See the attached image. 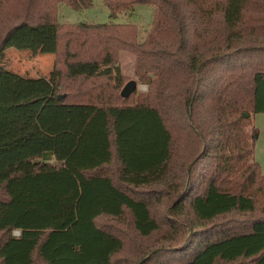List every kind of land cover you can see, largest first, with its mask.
<instances>
[{"label":"trees","instance_id":"1","mask_svg":"<svg viewBox=\"0 0 264 264\" xmlns=\"http://www.w3.org/2000/svg\"><path fill=\"white\" fill-rule=\"evenodd\" d=\"M103 3L153 6L144 40L58 22L92 0H0V58L55 53L50 79L0 63V264H264V0ZM120 50L147 85L132 103Z\"/></svg>","mask_w":264,"mask_h":264},{"label":"rangeland","instance_id":"2","mask_svg":"<svg viewBox=\"0 0 264 264\" xmlns=\"http://www.w3.org/2000/svg\"><path fill=\"white\" fill-rule=\"evenodd\" d=\"M154 8L147 4L134 5L126 11L116 13L111 16L110 11L104 5L103 0H92V5L87 9L75 10L66 4L58 5V22L66 24L88 23V24H114V25H134L138 31V42H142L146 37L153 22ZM26 49L25 52H17L9 47L0 58V63L13 72L25 74L32 78H47L54 76L55 71V53L49 57L39 53V50ZM44 54L48 51L41 49ZM21 53L23 56H21ZM37 53V54H36ZM43 60V61H42ZM121 74L124 77V83H135V89L130 93L128 102L135 101L140 94L147 92V85L140 83L135 75L136 62L135 57L126 51H118L117 63ZM253 125L256 130L254 138V161L258 164L262 176H264V113H257L253 116ZM114 182L116 174L112 173ZM156 210V209H154ZM159 211V209L157 210ZM101 222L102 220L99 219ZM163 232V231H162ZM164 233V232H163ZM163 233H159L162 235ZM13 235L15 236L14 232ZM157 236L145 240V244H158L155 239Z\"/></svg>","mask_w":264,"mask_h":264},{"label":"water","instance_id":"3","mask_svg":"<svg viewBox=\"0 0 264 264\" xmlns=\"http://www.w3.org/2000/svg\"><path fill=\"white\" fill-rule=\"evenodd\" d=\"M135 87H136L135 83H133V82H128V83L124 86V88H123V90H122V93H121V96H122L123 98H127V97L129 96V94L135 89Z\"/></svg>","mask_w":264,"mask_h":264},{"label":"crops","instance_id":"4","mask_svg":"<svg viewBox=\"0 0 264 264\" xmlns=\"http://www.w3.org/2000/svg\"><path fill=\"white\" fill-rule=\"evenodd\" d=\"M11 48H13V49H15V51H17V52H19V51H21V52H25L26 51V49H21V48H18V47H16L15 45H13V46H11ZM43 47H41V48H39L38 50H39V53L38 54H41V55H44V56H50V55H53L54 54V52L53 51H51L53 54H51V52H49L48 51V53L47 54H44L43 52H41ZM37 54V53H36ZM21 56H23L22 55V53H21ZM43 61V60H42ZM16 73H18V72H16ZM18 74H20V73H18ZM20 75H23V74H20ZM23 76H26V77H28L27 75H23ZM52 76L50 75L49 77H47L46 79H50ZM40 78V77H39Z\"/></svg>","mask_w":264,"mask_h":264},{"label":"built area","instance_id":"5","mask_svg":"<svg viewBox=\"0 0 264 264\" xmlns=\"http://www.w3.org/2000/svg\"><path fill=\"white\" fill-rule=\"evenodd\" d=\"M14 234H15V236H20L21 235V231L20 230H15Z\"/></svg>","mask_w":264,"mask_h":264}]
</instances>
